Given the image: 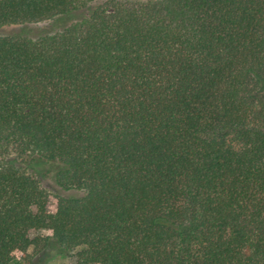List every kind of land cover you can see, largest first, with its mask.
<instances>
[{
	"label": "trees",
	"instance_id": "16d2710c",
	"mask_svg": "<svg viewBox=\"0 0 264 264\" xmlns=\"http://www.w3.org/2000/svg\"><path fill=\"white\" fill-rule=\"evenodd\" d=\"M4 27L0 264H264V0H0Z\"/></svg>",
	"mask_w": 264,
	"mask_h": 264
},
{
	"label": "rangeland",
	"instance_id": "374dc122",
	"mask_svg": "<svg viewBox=\"0 0 264 264\" xmlns=\"http://www.w3.org/2000/svg\"><path fill=\"white\" fill-rule=\"evenodd\" d=\"M127 1H142V0H127ZM42 27H43V24L31 26V30L27 33L32 34V35L35 33H38L42 29ZM16 31H18V29L15 27H4V28H0V35L11 34ZM45 169H46L45 167H40V166L34 167L35 171H40L42 173L43 171H45ZM41 182H42V185L46 189H48L49 191H52V185L49 179L42 177ZM54 206H55V200L51 192H49L48 207L49 209L52 210L54 209ZM46 234H47L46 231H39L37 233H32L30 235V238H34L35 236L46 235ZM37 264H75V258L73 255L60 256L56 254L53 250H49L38 256Z\"/></svg>",
	"mask_w": 264,
	"mask_h": 264
}]
</instances>
